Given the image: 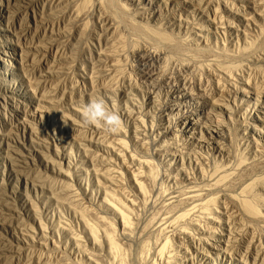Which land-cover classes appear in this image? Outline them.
<instances>
[{"label":"rangeland","instance_id":"1","mask_svg":"<svg viewBox=\"0 0 264 264\" xmlns=\"http://www.w3.org/2000/svg\"><path fill=\"white\" fill-rule=\"evenodd\" d=\"M151 263L264 264V0H0V264Z\"/></svg>","mask_w":264,"mask_h":264},{"label":"bare ground","instance_id":"2","mask_svg":"<svg viewBox=\"0 0 264 264\" xmlns=\"http://www.w3.org/2000/svg\"><path fill=\"white\" fill-rule=\"evenodd\" d=\"M110 1V0H109ZM111 2H109V4H110ZM107 5H108V3H107ZM110 6V5H109ZM113 6V5H112ZM118 8V7H117ZM193 124H192V121L191 120H189V119H186V120H183V123H182V126H183V128H182V131L184 130V131H188L189 130V127L190 126H192ZM212 134H214L213 136L214 137H218V133L216 132V131H212ZM122 144V146H124L125 144H124V142H122V141H120L119 142V145H121ZM124 144V145H123ZM253 166V165H252ZM258 167V166H257ZM256 167V168H257ZM252 168V167H251ZM255 168V169H256ZM254 169V168H253ZM254 169V170H255ZM245 170V169H244ZM150 175V173L148 174V177L149 178H151L152 176H149ZM139 178H141V177H134V179H133V181H134V185H135V187H137V189L139 190V192H141L142 194H144V187H143V184L141 183V181H140V179ZM147 178V177H146ZM143 180V179H142ZM151 181V180H150ZM112 182V181H111ZM220 182V181H219ZM220 185V183H216L215 182V184H213L212 186L214 187V186H216V188H217V185ZM222 187V186H221ZM221 187L219 186V191H222V192H224V190H222L221 189ZM215 188V187H214ZM217 190V189H216ZM201 189H196V190H194V191H189L188 193H187V196H186V199H188V200H190V201H193V202H199V201H201ZM226 192H224V194H225ZM108 196V195H107ZM109 196H111L113 199H110L109 201H107V207H109L110 209H111V211L114 213V215H115V217H116V219L118 220V222H119V224L121 225V228H122V234L126 237V236H128V232L130 231V225H131V223H130V221H129V213H131V212H129L128 214H127V212H128V210H130L129 208V205L127 206L125 203H124V201L122 202V201H120L118 198H116V197H118V196H116V195H114V196H112V195H109ZM116 196V197H115ZM110 197V198H111ZM144 197V196H143ZM225 197L228 199V201L230 202V203H232L233 205H236V206H238L239 207V211H246V212H249V214L251 213H253L254 212V208H252L247 202H239L238 203V198H236V197H234V196H231V195H227V194H225ZM123 198V197H122ZM121 198V199H122ZM165 198V197H164ZM105 199V198H104ZM109 199V198H108ZM107 200V199H106ZM113 200V201H112ZM165 200V199H164ZM165 201H167L166 203H168V204H166L165 202H164V204H166L165 205V207L166 206H168V207H172V203L173 202H177V201H179V199L177 198V197H170L169 199L167 198ZM213 201H214V199L213 198H210V199H208L205 203H199L198 204V206L200 207V208H204V207H206V206H210L212 203H213ZM130 203H132V202H130ZM134 203V202H133ZM128 204V203H127ZM163 204V203H162ZM162 206V205H161ZM238 207H237V210H238ZM167 208V207H166ZM239 211H237L238 213H239ZM243 211V212H244ZM245 212V213H246ZM257 214V213H256ZM254 215V214H253ZM258 215V214H257ZM101 218V217H100ZM184 218H185V215H183V214H179V215H177V216H175L174 218H173V221L174 222H181V221H183L184 220ZM84 220V219H83ZM85 221V220H84ZM90 221V220H89ZM98 221V220H97ZM101 223H103V221H104V226H105V228H104V231L102 232L103 233V240H104V242H105V244L107 245V248H108V252L109 253H111L110 254V256L112 257V255H113V257L115 258V255H116V257H118L119 259H118V261L121 259L120 257H122V259H123V256L121 255L120 256V254H121V250L122 249H120L121 248V246L115 241V239H114V237H113V234H115V232H116V227H115V225L113 224V223H110V222H106L103 218H101ZM83 223H86V221L85 222H83ZM88 223V222H87ZM84 224L85 225V227L87 228V231L89 232V235L91 236V239H92V242H93V244L94 243H96V245H97V242H99V239H98V237H97V235H99V234H97L98 233V227H95L94 225H92V224ZM91 223V222H90ZM98 225V224H97ZM150 226V225H149ZM151 227V226H150ZM162 228V227H161ZM132 229V228H131ZM143 229V228H142ZM99 230H101L100 228H99ZM147 230H149V229H147ZM145 231V230H144ZM162 231V230H161ZM132 231H130V233H131ZM102 235V234H101ZM130 237V236H129ZM98 239V240H97ZM142 240V239H141ZM144 242V241H143ZM99 244H100V242H99ZM99 244L97 245V246H99ZM169 244V242L168 241H164V243L160 246V248H159V250H162L163 248H165L167 245ZM170 245V244H169ZM144 247H145V245H143ZM142 246V250H143V247ZM152 246H153V244H152ZM167 248V247H166ZM165 248V249H166ZM150 249V248H149ZM146 250V249H145ZM147 251V250H146ZM122 252H123V250H122ZM144 252V251H143ZM162 252H163V250H162ZM161 252V253H162ZM148 253V252H147ZM147 253H146V255H147ZM161 253H160V251H158V253L157 254H160V256H162L161 255ZM123 254V253H122ZM145 254V253H144ZM144 254H142V255H144ZM140 256H141V252H140ZM159 256V257H160ZM145 256H143V258H144ZM114 258H113V260H114ZM140 258H142V257H140ZM147 258H148V256H147ZM123 261V260H122ZM121 261V262H122ZM144 261V260H143ZM142 261V262H143ZM151 262V261H150ZM144 263H146V262H144ZM154 263V262H153ZM152 264V263H151Z\"/></svg>","mask_w":264,"mask_h":264},{"label":"clouds","instance_id":"3","mask_svg":"<svg viewBox=\"0 0 264 264\" xmlns=\"http://www.w3.org/2000/svg\"><path fill=\"white\" fill-rule=\"evenodd\" d=\"M83 122L87 125L102 126L107 132H115L120 125L118 114L109 111L103 98L91 100L82 111Z\"/></svg>","mask_w":264,"mask_h":264}]
</instances>
